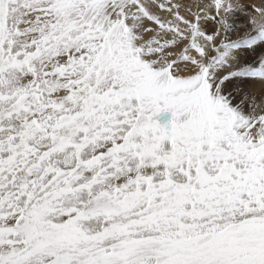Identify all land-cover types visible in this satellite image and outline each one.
<instances>
[{
  "label": "snow or ice",
  "instance_id": "1",
  "mask_svg": "<svg viewBox=\"0 0 264 264\" xmlns=\"http://www.w3.org/2000/svg\"><path fill=\"white\" fill-rule=\"evenodd\" d=\"M0 264H264V0H0Z\"/></svg>",
  "mask_w": 264,
  "mask_h": 264
},
{
  "label": "rangeland",
  "instance_id": "2",
  "mask_svg": "<svg viewBox=\"0 0 264 264\" xmlns=\"http://www.w3.org/2000/svg\"><path fill=\"white\" fill-rule=\"evenodd\" d=\"M168 114H161V117L167 116ZM161 122H164L163 119L161 118Z\"/></svg>",
  "mask_w": 264,
  "mask_h": 264
}]
</instances>
